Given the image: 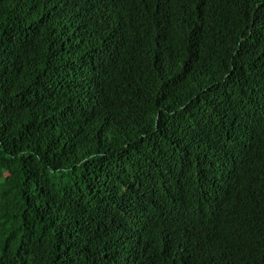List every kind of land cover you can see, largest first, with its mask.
<instances>
[{"label":"trees","instance_id":"obj_1","mask_svg":"<svg viewBox=\"0 0 264 264\" xmlns=\"http://www.w3.org/2000/svg\"><path fill=\"white\" fill-rule=\"evenodd\" d=\"M0 264H264V0H0Z\"/></svg>","mask_w":264,"mask_h":264}]
</instances>
